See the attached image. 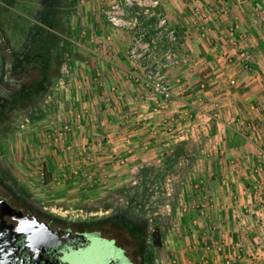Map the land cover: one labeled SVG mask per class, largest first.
Instances as JSON below:
<instances>
[{
	"label": "crops",
	"instance_id": "1",
	"mask_svg": "<svg viewBox=\"0 0 264 264\" xmlns=\"http://www.w3.org/2000/svg\"><path fill=\"white\" fill-rule=\"evenodd\" d=\"M76 1L43 127L12 133L16 179L66 209L152 167L169 180L165 207L179 229L160 264H264V0H160L184 57L167 73L174 96L164 108L134 79L129 32L104 14L111 0ZM65 123L68 140L53 142Z\"/></svg>",
	"mask_w": 264,
	"mask_h": 264
},
{
	"label": "rangeland",
	"instance_id": "2",
	"mask_svg": "<svg viewBox=\"0 0 264 264\" xmlns=\"http://www.w3.org/2000/svg\"><path fill=\"white\" fill-rule=\"evenodd\" d=\"M76 2V0H0V103H4L18 90L24 89L39 79L37 65L35 67L31 64L37 62L39 58L40 61L43 60V44L42 48L35 47L37 44L35 42L41 37L49 41L52 39L51 46L48 49L50 57H52V65L50 66L48 62L49 65L46 66L44 72L46 75L51 73L49 75V87H47L45 93L47 95L53 94L56 87L57 68L60 65L59 60H61H58L55 55L61 53V50L68 46V42L59 37L62 33L61 27L64 25L65 27L71 26L72 6ZM77 22H79L78 19ZM83 25H85V22ZM178 34L180 36V33ZM132 36V33L127 34L130 40ZM25 52L28 54L25 55ZM24 58H29L31 64L25 63L27 64L25 69L19 71L15 67L16 60L24 61L26 60ZM40 64H38V67H40ZM43 95L42 91L30 97V100L21 103V106L9 107L7 110L8 119L0 122V194H6L5 187H8L34 209L55 217L59 220L58 222L63 224L73 223V225H76L77 223L90 222L118 213L136 220L139 224L146 222L145 245L149 253L153 255L152 264H160V259L173 252L174 237L177 233L175 231H179V229H176V225H173V211H169L165 207L167 201H169L167 199L172 196L171 193L167 195L163 191V187L169 185V180L152 176L153 170L146 177H133L132 180H128V183L122 185L119 184V181L116 185L114 183L110 184L108 188H105L110 192L96 195L91 202L92 204H88V206L84 203L85 206L79 204L66 209L55 208L53 205L55 202L51 203L46 197L32 194L34 190L26 187L20 180L16 179L17 177L7 164L8 149L11 148L12 144L11 136L17 129L24 130L27 134L25 129L30 126L32 129L35 125L43 127V107L47 105V102H45L47 99L48 103L51 102V98H46L47 95ZM148 168L151 169L152 167ZM47 173H45V170L41 173L43 186L46 183ZM105 182L102 179L100 185ZM175 196L173 195L174 199ZM76 207L79 209L75 210ZM157 226L163 236L160 245L155 242L156 234H160V232H157ZM101 229L104 230V228ZM105 232L106 230L102 231L104 235H107ZM143 260L144 264H148L147 259L143 257Z\"/></svg>",
	"mask_w": 264,
	"mask_h": 264
},
{
	"label": "flooded vegetation",
	"instance_id": "3",
	"mask_svg": "<svg viewBox=\"0 0 264 264\" xmlns=\"http://www.w3.org/2000/svg\"><path fill=\"white\" fill-rule=\"evenodd\" d=\"M5 189L6 194H0V263L144 264L145 236L132 235L117 219L87 222L92 226L63 224ZM120 221L143 231L136 220Z\"/></svg>",
	"mask_w": 264,
	"mask_h": 264
},
{
	"label": "built area",
	"instance_id": "4",
	"mask_svg": "<svg viewBox=\"0 0 264 264\" xmlns=\"http://www.w3.org/2000/svg\"><path fill=\"white\" fill-rule=\"evenodd\" d=\"M160 0H111L104 9L107 22L115 28L132 33L126 51L135 67L133 76L145 89L158 97L156 106L166 107L174 96L167 77L168 70L183 61L180 36L166 14L159 10ZM256 23V20L253 21ZM238 57L244 66L250 62L248 51L239 50ZM235 80L231 79L230 84ZM72 127L65 123L54 131L53 142L61 136L68 140ZM53 144V143H52ZM66 149L70 148L66 143Z\"/></svg>",
	"mask_w": 264,
	"mask_h": 264
},
{
	"label": "trees",
	"instance_id": "5",
	"mask_svg": "<svg viewBox=\"0 0 264 264\" xmlns=\"http://www.w3.org/2000/svg\"><path fill=\"white\" fill-rule=\"evenodd\" d=\"M51 40L50 41L49 40H45V39H42V37H41V38L37 39L38 42L37 41L35 42V43H37L35 45V47H37V48H38V46H39V48L40 47L42 48V44H43V60L40 61V58H39V60L37 61L38 64L42 63V64L39 65L40 67H38V64H36L37 62L31 64L29 58H24V59H26L24 61H22V60L17 61L16 60L17 64H15V67L18 68L19 71H22L23 69H25V66H27V64H25V63H30L32 66L35 65V67L37 65V68L39 70V79L36 82H34L33 84H31L29 86H26L24 89L18 90L16 93L11 95L7 99V101H5L4 103H0V122L8 119L9 114H8L7 110L9 109V107L15 108L17 105H20L21 103H23V102H25L27 100H30L31 99L30 97H33L35 94H38V93H40L42 91H43V94H45L47 87H49V83H48L49 82V77H50L49 75H51V73L49 75H46L45 72H44V69H46V66H48L49 63H50V66L52 64V62H51L52 61V57H50L51 55H50L49 50H48L50 48V46H51L50 45L51 42H52ZM32 53L34 54V52H32ZM27 54L28 53L25 52V55H27ZM38 57H40V56H38ZM181 151L182 150L180 148H177L176 150L173 151L172 154H174L173 156L177 157L181 153ZM169 163H170V161H167L166 166H171V164L169 165ZM151 169L145 168L143 173H142L143 177L148 176L149 172L151 171ZM166 169H167V167H166ZM123 215H117V216H116V214L115 215H111L109 217H106L104 219V221L105 220L108 221V220H111V219L112 220L117 219L118 222L116 221V223L117 224L121 223L122 224L121 226L126 227L128 229V231L132 235H136V233H137V235H141V234L144 235V233L146 232V222L141 224L142 225L141 228L143 229V231L141 232L140 228H134V226L132 227V224L130 225V224L122 223L120 221V219L122 217H127L126 215H124V216ZM131 221L134 222L135 220L131 219ZM97 222L100 223V221H97ZM97 222H94V223H97ZM78 224H87L89 226H92L91 225L92 223H87V222H82V223H78ZM156 229L158 230V226H157ZM157 232H159V230ZM156 237H155V242H156L157 245H160V243H161L160 234L159 233L156 234ZM143 257L145 259H147L148 264H152L153 255H152V253H149V250L147 249L146 245H145V250L143 251Z\"/></svg>",
	"mask_w": 264,
	"mask_h": 264
},
{
	"label": "water",
	"instance_id": "6",
	"mask_svg": "<svg viewBox=\"0 0 264 264\" xmlns=\"http://www.w3.org/2000/svg\"><path fill=\"white\" fill-rule=\"evenodd\" d=\"M0 264H8V263H6V261H5V262H1Z\"/></svg>",
	"mask_w": 264,
	"mask_h": 264
}]
</instances>
